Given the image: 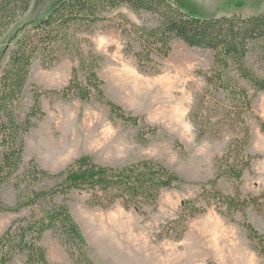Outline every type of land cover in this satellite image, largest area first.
I'll return each instance as SVG.
<instances>
[{
	"label": "rangeland",
	"instance_id": "obj_1",
	"mask_svg": "<svg viewBox=\"0 0 264 264\" xmlns=\"http://www.w3.org/2000/svg\"><path fill=\"white\" fill-rule=\"evenodd\" d=\"M62 1L34 0L29 13L0 41V77L18 34L45 18ZM174 1L185 12L207 19L235 15L248 18L264 11V0ZM109 17L113 22L100 24L90 36L95 53L103 58L99 77L104 81L107 99L139 117V126L113 116L94 91L90 97L84 94L72 101L54 94L44 96L41 104L45 116L35 120L36 126L26 135L24 163L18 177H23L31 160L53 174L85 155L112 167L158 161L182 182L178 188L164 191L158 205L144 214L128 211L120 203L108 210L90 208L86 193L74 192L67 198L94 264H264L258 242L250 239L245 228L246 220L264 234V199L260 200V208L250 207L245 215L232 212L228 218L222 214H227L226 208L211 200L210 194L202 197L204 189L224 196H235L240 190L247 198L264 193V131L260 125L264 122V93L254 99L253 112L246 115L251 130L247 153L255 159L241 182H237L225 176L220 159L241 137L238 127L223 124L216 133L203 118L214 114L221 119L231 107L224 92L206 94L204 75L214 65L212 52L175 40L170 56L166 60L156 58L153 70L144 73L133 54L139 46L126 21L154 33L159 29L158 17L128 7L113 11ZM248 64L264 78V65L255 58ZM74 68L85 84V73L76 60L67 58L53 68L37 61L18 105L21 118L33 106L34 91L63 90L72 79ZM225 81L254 94L234 68L225 74ZM198 110L203 114L198 115ZM148 127L157 129L156 134H151ZM1 140L0 125V164ZM17 182L15 178L0 186V198L9 207L17 204ZM53 186L52 181L28 184L25 196L29 197L33 189ZM192 202L205 212L188 220L187 209ZM32 211L26 208L20 213L1 214L0 237L14 221L31 216ZM41 245L52 264H76L53 231L45 233ZM13 264H27L26 256H17Z\"/></svg>",
	"mask_w": 264,
	"mask_h": 264
},
{
	"label": "trees",
	"instance_id": "obj_2",
	"mask_svg": "<svg viewBox=\"0 0 264 264\" xmlns=\"http://www.w3.org/2000/svg\"><path fill=\"white\" fill-rule=\"evenodd\" d=\"M33 1L0 0V41L29 13ZM123 7L158 17L159 29L154 33L126 21L133 41L139 46L133 54L142 72H151L157 64L156 58L166 60L175 40L191 48L212 52L214 65L204 75L208 85L206 94L224 92L231 107L221 119L214 114L203 118L216 133L220 132L223 124L237 126L241 133V137L220 159L225 176L241 182L245 172L252 167L255 158L247 153L251 130L246 115L253 112L254 99L264 93V78L259 77L248 63L255 58L264 65V11L248 18L235 15L207 19L185 12L174 0H64L45 18L18 34L0 77L3 150L0 186L18 179L15 184L17 204L9 207L0 198V215L20 213L26 208L33 210L31 216L14 221L0 237V264H13L19 255L26 256L27 264H52L47 250L41 245L45 233L49 231L60 239L76 264H94L88 257L89 245L67 204V198L72 193L88 194L90 208L108 210L120 203L128 211L144 214L147 209L158 205L164 191L176 189L182 182L174 172L155 160L112 167L97 163L90 155L76 159L57 174L42 169L35 160H31L23 177H18L24 163L26 135L36 126L35 120L45 116L41 104L44 96L54 94L72 101L84 94L90 97L94 91L113 116L139 126V117L128 114L107 99L104 81L99 77L103 58L95 53L90 39L100 24L113 22L109 17L113 11ZM67 58L80 63L86 83L80 81L78 69L74 68L73 77L63 90L34 91L33 106L21 118L18 105L24 98L34 64L40 61L44 67L53 68ZM232 68L240 80L251 86L253 95L247 89L234 88L226 83L225 74ZM196 113L203 114L200 110ZM260 125L264 131V122L261 121ZM148 129L151 134L157 132V129ZM44 181H52L54 186L33 189L29 197L25 196L26 185L42 184ZM207 194H210L211 200L226 208L227 214H222L228 218L232 212L245 215L250 207L260 208V200L264 199V193L247 198L240 190L235 196H224L216 190L204 189L202 197L209 196ZM59 198L63 200L59 202ZM187 210L188 220L205 212L196 202L190 203ZM245 228L250 239L258 242V248L264 255V234L246 220Z\"/></svg>",
	"mask_w": 264,
	"mask_h": 264
}]
</instances>
